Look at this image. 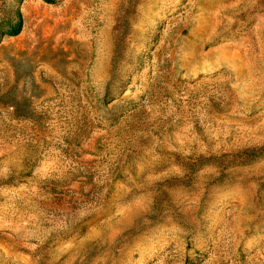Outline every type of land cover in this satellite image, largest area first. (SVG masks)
<instances>
[{
    "label": "rangeland",
    "instance_id": "obj_1",
    "mask_svg": "<svg viewBox=\"0 0 264 264\" xmlns=\"http://www.w3.org/2000/svg\"><path fill=\"white\" fill-rule=\"evenodd\" d=\"M0 264H264V0H0Z\"/></svg>",
    "mask_w": 264,
    "mask_h": 264
},
{
    "label": "trees",
    "instance_id": "obj_2",
    "mask_svg": "<svg viewBox=\"0 0 264 264\" xmlns=\"http://www.w3.org/2000/svg\"><path fill=\"white\" fill-rule=\"evenodd\" d=\"M21 25H22V17H21V13H20L19 9L17 8V10H16V21L14 23L10 24L9 29L6 31V34L7 35L17 34L21 29Z\"/></svg>",
    "mask_w": 264,
    "mask_h": 264
}]
</instances>
